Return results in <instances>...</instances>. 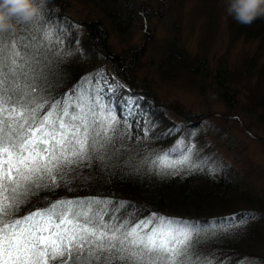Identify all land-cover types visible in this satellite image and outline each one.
I'll return each mask as SVG.
<instances>
[{
  "label": "trees",
  "instance_id": "16d2710c",
  "mask_svg": "<svg viewBox=\"0 0 264 264\" xmlns=\"http://www.w3.org/2000/svg\"><path fill=\"white\" fill-rule=\"evenodd\" d=\"M102 3L119 25L123 23L119 10L125 7L130 13L129 8L134 6L129 0H103ZM40 17V23L33 20L26 31L31 33L33 40L42 42L47 60L43 69L53 72V79L43 81L44 97L49 102L69 97L75 99L86 90L92 98L101 96L105 116H114L118 123L116 132L110 133L114 138L111 148H99L92 157L70 166L63 175L58 174L57 187L36 190L13 218L44 211L61 201H103L106 203L84 207L104 209L107 223L129 221L134 226L155 214L193 225L190 251L194 264H264V227H260L264 223V192L250 188L231 172L211 166L206 157L212 149L204 151L203 148L195 157L196 161L172 168L150 163L161 158L171 162L184 157L183 154L180 156L179 141H197L192 136L197 133L193 131V125L166 120L161 106L146 92L139 93L145 98L139 102L141 105L138 107L135 101L136 107L123 115L119 105H126L117 102L120 99L125 103V100L119 94L113 99L111 95L97 92L95 74L92 87H82L83 81L90 76L88 72L92 71L86 66L88 59L101 57L104 63L100 65L112 67L115 75L132 89L131 78L123 72L126 67L135 70L136 59L128 61L113 54L107 35L100 36L102 30L97 24L88 26L86 39L79 25L75 30L76 24L59 10L44 8ZM246 27L250 28L246 39H254L257 29H264V18L244 26L243 33L249 29ZM13 31L12 43L15 44L16 38L22 35L21 24L16 23ZM7 46L10 48L11 44ZM180 46L176 47L178 55H170L175 47L170 45L161 65L167 69L184 68L187 60ZM79 67H85L86 73ZM197 67L196 64L193 68ZM185 121L191 120L186 118ZM260 121L264 123V114ZM109 215L118 219L108 220ZM48 264H60V261H49Z\"/></svg>",
  "mask_w": 264,
  "mask_h": 264
},
{
  "label": "snow or ice",
  "instance_id": "6c2138e0",
  "mask_svg": "<svg viewBox=\"0 0 264 264\" xmlns=\"http://www.w3.org/2000/svg\"><path fill=\"white\" fill-rule=\"evenodd\" d=\"M18 23L22 35L15 44L13 30L0 32V264H194L188 222L153 214L134 226L107 223L104 209L84 207L103 201H61L13 218L36 190L57 187L58 174L111 148L118 123L102 114L98 100L49 102L45 48L26 31L32 22ZM150 163L176 167L163 158ZM179 163L189 164L188 158Z\"/></svg>",
  "mask_w": 264,
  "mask_h": 264
},
{
  "label": "rangeland",
  "instance_id": "374dc122",
  "mask_svg": "<svg viewBox=\"0 0 264 264\" xmlns=\"http://www.w3.org/2000/svg\"><path fill=\"white\" fill-rule=\"evenodd\" d=\"M129 1L134 6L130 13L125 7L119 10L123 21L119 25L103 0H47L45 8L65 13L86 39L88 26L97 24L102 30L100 36L107 35L113 54L128 61L136 59L135 70L126 67L123 72L135 90L118 78L112 67L100 65L103 58L88 56L86 66L92 71L82 87H92L95 74L97 92L113 99L119 94L125 100L117 102L126 105H119L123 115L136 107L134 95L138 94L141 102L145 98L139 93L152 94L166 120L190 122L197 131L192 135L196 142L179 141L180 156L184 157L167 163L179 165L185 158L191 163L200 150L212 149L206 157L211 166L231 172L250 188L264 192V123L260 121L264 114V29H257L253 34L256 38L247 40L250 28L243 33L244 26L226 15L224 0ZM42 40L46 41L44 37ZM170 45L175 46L170 55L177 54L176 47L181 45L187 60L184 68L161 65ZM196 64L198 67L193 68ZM79 68L86 73L85 67ZM43 71L44 80L53 79L51 69ZM82 92L78 96L89 102L98 100L105 108L100 95L92 98L86 90ZM262 246L264 249V243Z\"/></svg>",
  "mask_w": 264,
  "mask_h": 264
},
{
  "label": "clouds",
  "instance_id": "9594fccd",
  "mask_svg": "<svg viewBox=\"0 0 264 264\" xmlns=\"http://www.w3.org/2000/svg\"><path fill=\"white\" fill-rule=\"evenodd\" d=\"M46 4L47 0H0V32L14 30L18 22H32ZM224 10L237 23L250 26L264 18V0H224Z\"/></svg>",
  "mask_w": 264,
  "mask_h": 264
},
{
  "label": "bare ground",
  "instance_id": "6f19581e",
  "mask_svg": "<svg viewBox=\"0 0 264 264\" xmlns=\"http://www.w3.org/2000/svg\"><path fill=\"white\" fill-rule=\"evenodd\" d=\"M134 97L136 98V105L139 107L141 105V103H139V101H137V95H134Z\"/></svg>",
  "mask_w": 264,
  "mask_h": 264
}]
</instances>
